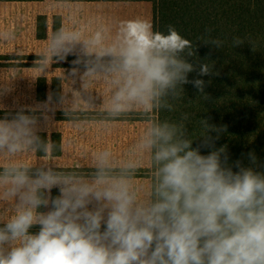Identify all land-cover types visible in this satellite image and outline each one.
<instances>
[{"label":"clouds","instance_id":"obj_1","mask_svg":"<svg viewBox=\"0 0 264 264\" xmlns=\"http://www.w3.org/2000/svg\"><path fill=\"white\" fill-rule=\"evenodd\" d=\"M213 31L206 27L193 43L171 24L166 32L153 31L143 19L121 21L115 31L107 25L57 30L39 72L53 58L75 55L86 91L96 79L106 82L109 122L139 112L148 123L126 158L117 161L110 149H101L85 176L50 163L58 146L39 135L37 109L0 118V202L10 205L0 216V264H264V162L249 152L248 166L241 159L230 163L227 146L216 147L226 126L208 117L199 118L196 135L188 129L192 113L151 116L176 113L186 84L209 99L199 77L218 73L215 62L200 61L196 50L209 47L210 55L224 47L226 38ZM0 39L15 34L5 30ZM246 41L251 44L233 36L231 47ZM190 73L196 74L191 80ZM85 103L95 106L93 94ZM36 153L46 159H27ZM145 156L152 169L146 190L134 182Z\"/></svg>","mask_w":264,"mask_h":264},{"label":"crops","instance_id":"obj_2","mask_svg":"<svg viewBox=\"0 0 264 264\" xmlns=\"http://www.w3.org/2000/svg\"><path fill=\"white\" fill-rule=\"evenodd\" d=\"M43 1L54 3L56 11L44 13L33 6V3ZM39 16L45 20L43 38L36 37ZM54 16L59 19V29H72L75 26L84 27L90 32L100 25H107L115 31L119 22L125 20L143 19L152 24L151 4L146 0L0 1V32L11 30L15 34L13 40L5 42L0 39V111H9L8 118H11L12 112L20 108L37 109L35 114L40 117L39 134L51 142L53 135L58 137L59 153L50 158V163L55 167L92 169L94 154L104 148L110 149L117 161L124 159L148 121L129 117L109 122L104 111V103L109 96L106 82L96 79L86 91L82 76L84 67L73 64L75 55H68L59 62L53 58L49 67L39 72L37 64L53 37ZM30 43L44 44L43 49L28 55L19 54V48ZM73 68L77 69L75 75ZM38 80L42 81L43 98L40 100L36 97ZM89 93L95 97L94 107H88L85 103ZM62 98L68 101L67 105L61 102ZM77 102L79 107H75ZM44 105L47 108L39 110ZM66 110L72 112L71 117L65 115ZM42 156L30 154L27 159L37 163L46 159ZM4 163L0 159V166ZM138 186L146 190L149 185ZM53 190L58 193L57 189ZM9 209L8 202H0V216H6Z\"/></svg>","mask_w":264,"mask_h":264},{"label":"trees","instance_id":"obj_3","mask_svg":"<svg viewBox=\"0 0 264 264\" xmlns=\"http://www.w3.org/2000/svg\"><path fill=\"white\" fill-rule=\"evenodd\" d=\"M151 4L153 31L166 32L171 24L186 39L196 43V38L206 27L212 28V35L226 43L221 50L198 46L196 56L200 61L207 57L215 62L214 72L218 75L199 77L206 81L205 93L209 99L198 97L197 90L191 85L183 86L185 101L177 102V112H155L153 118L175 119L179 112L192 113L188 129L199 135V118L208 117L211 124L226 126L216 147L227 146L229 162L241 159L248 166L247 154L254 152L259 162H264V0H146ZM53 35L59 30V19L53 17ZM44 17L37 18L36 37H44ZM248 38L240 47H231V38ZM189 74V79L195 77ZM42 81L38 80L36 97L43 98ZM55 98L56 95L53 94ZM188 101H192L187 103ZM27 114V113H26ZM137 119L147 120L139 112ZM65 116V115H63ZM73 116L76 114L73 113ZM126 115L121 118H129ZM45 139L43 134H39ZM215 135V133H213ZM52 142L58 146V137L53 135ZM196 146L195 144L193 145ZM204 150L203 154H206ZM59 149L54 154H58ZM43 155V153H37ZM243 154V155H242ZM72 170V169H69ZM81 175H89L92 169H75ZM261 170V169H257ZM137 178L152 179L151 167L140 169ZM53 195L58 194L53 190ZM44 210V209H43ZM39 226L30 231L36 233Z\"/></svg>","mask_w":264,"mask_h":264},{"label":"rangeland","instance_id":"obj_4","mask_svg":"<svg viewBox=\"0 0 264 264\" xmlns=\"http://www.w3.org/2000/svg\"><path fill=\"white\" fill-rule=\"evenodd\" d=\"M2 1V0H0ZM33 6H35L37 9H39V11L41 12H44V13H48V12H55L57 7L54 5V3H49L47 1H43V2H36V3H33ZM43 45L44 44H40V46L38 44H28V45H25L24 47H20L19 48V54L20 53H24L26 55L28 54H31L33 51L35 50H42L43 49ZM21 57H29V56H25V55H19ZM27 64V63H26ZM13 114L15 112H12ZM134 113H137V112H133L131 114H129L131 117H136ZM5 116H9V111H0V118H4ZM147 159H142V162L141 164H145L143 166H140L141 168L140 169H146V168H149V164H148V161H146ZM72 170H75V169H72ZM78 170H81V169H78ZM137 178V177H135ZM134 178V182L136 185H150L151 181L149 178H142V179H138L137 180Z\"/></svg>","mask_w":264,"mask_h":264}]
</instances>
